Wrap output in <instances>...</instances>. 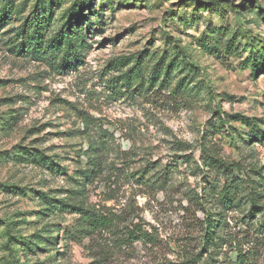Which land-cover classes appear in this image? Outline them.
Masks as SVG:
<instances>
[{
	"label": "clouds",
	"instance_id": "1",
	"mask_svg": "<svg viewBox=\"0 0 264 264\" xmlns=\"http://www.w3.org/2000/svg\"><path fill=\"white\" fill-rule=\"evenodd\" d=\"M0 264H264V0H0Z\"/></svg>",
	"mask_w": 264,
	"mask_h": 264
}]
</instances>
